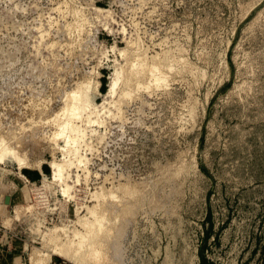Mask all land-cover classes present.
Returning a JSON list of instances; mask_svg holds the SVG:
<instances>
[{
    "label": "rangeland",
    "instance_id": "obj_1",
    "mask_svg": "<svg viewBox=\"0 0 264 264\" xmlns=\"http://www.w3.org/2000/svg\"><path fill=\"white\" fill-rule=\"evenodd\" d=\"M0 142L12 264H264V0H0Z\"/></svg>",
    "mask_w": 264,
    "mask_h": 264
},
{
    "label": "bare ground",
    "instance_id": "obj_2",
    "mask_svg": "<svg viewBox=\"0 0 264 264\" xmlns=\"http://www.w3.org/2000/svg\"><path fill=\"white\" fill-rule=\"evenodd\" d=\"M68 29V28H67ZM155 65V64H154ZM152 66V65H151ZM150 66V67H151ZM158 67H153L152 69L153 70H155L154 72L156 73L157 71H156V69H157ZM152 69L150 70L151 71V73H152ZM161 70V69H160ZM158 73V72H157ZM156 76H157V74H156ZM148 77V76H147ZM158 77V76H157ZM117 78V77H116ZM164 79V78H163ZM152 80V79H151ZM158 80L160 81V79L158 78ZM157 80V81H158ZM112 81H114V83H113V85H112V87H111V90H110V88H109V90H110V93H114V91H115V94H116V90H115V88H116V86H118L117 85V83L119 82H115V80L113 79ZM111 86V84L109 85V87ZM117 89V88H116ZM76 91V90H75ZM113 93H112V96H113ZM107 94H108V91H107ZM106 96V95H105ZM107 96H110V94L109 95H107ZM68 102H71V103H69V104H74V105H72L71 107H69V104L67 103V105H66V107L64 108L65 110H63V113H64V116H67L68 118L69 117H74V116H79V115H81L82 114V112H85V113H88L87 111L91 108V106H92V101H91V99H90V97L88 96V94H81V93H77V92H72V94L69 96V101ZM93 106H95V105H93ZM63 109V108H62ZM94 109H96V106L93 108V110ZM95 111V110H94ZM94 111H89L90 113L89 114H87V117H86V122L88 123V124H93V123H95L96 121H94V119H92V115L95 113ZM81 112V113H80ZM94 118V117H93ZM68 120V119H67ZM98 122V121H97ZM71 123V122H70ZM63 125V124H62ZM69 126H71V124L70 125H68V123H64V125L63 126H61L62 127V131H61V135H65L67 132H68V136H67V138L69 139V141L70 142H72V143H74L75 145H77V144H79V139H80V136H81V131L82 130H80V129H78L77 127H73L74 128V130H72V132H74L75 134L74 135H70L69 133H72V132H69L70 130V128H69ZM77 126V125H76ZM58 135H59V133H58ZM57 135V136H58ZM61 137V136H60ZM68 143V142H67ZM69 144V143H68ZM8 146V145H7ZM76 147V146H75ZM8 148V147H7ZM6 148V145H4V143L3 142H0V164H3V163H5L7 160H9V159H13V158H15V159H18L17 158V156H16V153H18V152H16V153H14V149H12V151H9V149H7ZM70 150L68 149V151L67 152H69ZM76 152L77 150H76V148L75 149H73V150H71L70 152ZM66 152V153H67ZM69 154V153H68ZM18 155V154H17ZM18 157L20 158V157H22V156H19L18 155ZM23 158V157H22ZM26 159V158H25ZM25 159H24V161H25ZM80 159V158H79ZM20 161H22L23 162V159H19ZM77 160V159H76ZM76 160H75V163H76ZM28 161V160H27ZM79 161V160H78ZM82 161V160H81ZM7 162H10V161H7ZM13 162V161H12ZM29 162V161H28ZM54 162V161H53ZM57 162V161H56ZM56 162H54V163H52V165H51V167H52V169H53V174H54V179H62L63 177H64V170L65 169H67L68 167H71V166H74L73 164V162L72 161H66L65 163H67V164H63V163H61V164H59V163H56ZM62 162V161H61ZM24 163V162H23ZM20 164V163H19ZM27 164H29L30 165V163H24V165H27ZM20 165H22V164H20ZM19 165V166H20ZM80 165V164H79ZM28 166V165H27ZM26 166V167H27ZM67 166V168H65ZM76 166L78 167V165L76 164ZM25 167V166H24ZM29 167V166H28ZM21 168H23V165L21 166ZM66 171V170H65ZM68 171V170H67ZM66 173V172H65ZM68 173V172H67ZM69 176V175H68ZM66 177L67 176H65V179H66ZM67 180V179H66ZM56 181V180H55ZM65 180H63V182H64ZM57 182H58V180H57ZM61 182V181H60ZM62 182V183H63ZM66 182V181H65ZM67 183V182H66ZM65 185V184H64ZM66 188V187H65ZM69 189H70V187L69 186H67V188H66V192H69ZM18 210V209H17ZM22 210V209H21ZM20 211V210H19ZM100 222V221H99ZM90 224V223H89ZM92 232H93V230H92ZM81 234V233H80ZM55 238V237H54ZM58 239V238H57ZM73 242V241H72ZM65 243H66V241H65ZM65 243H64V245H65ZM71 243V242H70ZM70 243H69V246H70ZM63 244V243H62ZM62 244H58V245H62ZM77 244V243H76ZM75 244V245H76ZM80 244V243H79ZM78 244V245H79ZM54 246H56V244L54 245ZM53 246V247H54ZM60 246L58 247V246H56V250H54L53 252H55L53 255H55V254H58V255H63V256H66V257H68V258H70V259H72V260H75V262L76 261H78V258H76L77 256H78V254H79V251L77 250V252H78V254H77V256H75V255H73L72 254V252L70 253V251H71V247H70V250L69 251H66V248H64V250H62V249H60ZM66 246V245H65ZM68 246V247H69ZM85 246V245H84ZM62 247V246H61ZM63 248V247H62ZM80 248V247H79ZM78 248V249H79ZM55 249V248H54ZM67 249H69V248H67ZM53 250V249H52ZM73 250V249H72ZM75 250V249H74ZM73 250V252H74V254H76L75 253V251ZM100 251V250H99ZM52 252V251H51ZM102 254V253H101ZM82 256V255H81ZM65 257V258H66ZM79 257V256H78ZM80 259V258H79ZM82 260V259H81ZM80 260V261H81ZM84 260V259H83ZM34 262H36V261H34ZM79 262V261H78Z\"/></svg>",
    "mask_w": 264,
    "mask_h": 264
},
{
    "label": "crops",
    "instance_id": "obj_3",
    "mask_svg": "<svg viewBox=\"0 0 264 264\" xmlns=\"http://www.w3.org/2000/svg\"><path fill=\"white\" fill-rule=\"evenodd\" d=\"M45 172L43 165L35 169V172H28L27 175L19 167L0 166V264H12L15 259L12 257L17 256L16 253L19 251L16 241L5 230L3 221L7 213H10L19 202L26 180L38 183L46 176ZM7 197L10 198V204L6 203Z\"/></svg>",
    "mask_w": 264,
    "mask_h": 264
},
{
    "label": "water",
    "instance_id": "obj_4",
    "mask_svg": "<svg viewBox=\"0 0 264 264\" xmlns=\"http://www.w3.org/2000/svg\"><path fill=\"white\" fill-rule=\"evenodd\" d=\"M6 203L10 204V198L9 197H7Z\"/></svg>",
    "mask_w": 264,
    "mask_h": 264
},
{
    "label": "trees",
    "instance_id": "obj_5",
    "mask_svg": "<svg viewBox=\"0 0 264 264\" xmlns=\"http://www.w3.org/2000/svg\"><path fill=\"white\" fill-rule=\"evenodd\" d=\"M205 262V261H204Z\"/></svg>",
    "mask_w": 264,
    "mask_h": 264
}]
</instances>
